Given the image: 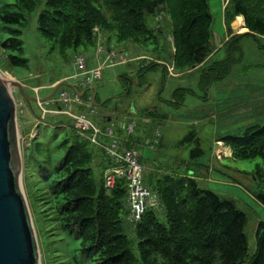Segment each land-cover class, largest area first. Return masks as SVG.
I'll use <instances>...</instances> for the list:
<instances>
[{
	"label": "rangeland",
	"instance_id": "1",
	"mask_svg": "<svg viewBox=\"0 0 264 264\" xmlns=\"http://www.w3.org/2000/svg\"><path fill=\"white\" fill-rule=\"evenodd\" d=\"M207 2L212 16L214 51L203 64L195 68H176L173 75L168 72V67H173V27L165 11L157 16L146 15V24L154 31L155 38L144 44L118 42L109 34L101 33L104 47L120 51L125 62L113 67L105 62L101 79L91 85L96 89V113L90 118L104 127L103 114L107 112V120L111 118L107 123L119 130L128 122L136 121L131 146L139 153L142 178L149 189L157 177L189 175L196 178L203 189L213 191L244 212L247 254L243 264H249L257 252L258 224L264 221V202L257 197L264 193V165L259 157H232L226 154L224 146H230L229 137L240 136L247 127L264 123V38L245 34L247 30L239 25L238 18L233 25L243 32L227 37L224 19L227 0ZM14 3L15 0H0V12L14 11ZM44 6L45 0H37L35 9L26 13L21 35L24 48L21 57L25 59L22 65L8 63L0 47V77L20 82L29 97L37 98L29 103L16 87H10L16 104L22 158L19 190L32 224L38 264H76L73 259L78 256L79 242L60 238V234L50 228L42 200L35 190L41 188V182H37L36 162L29 159V154L34 147V156L38 151L43 157L48 154L54 166L68 146L85 141L71 127L69 117L44 113L43 109L48 111L57 106L51 103L40 106L43 102L40 99L47 98L63 78L75 74L73 62L77 55L84 56L90 69L101 64L105 56L101 52L98 59L95 44L69 49L62 55L38 29V14ZM7 26L0 20V42L6 37ZM150 63L152 65L146 67ZM78 80L65 81L80 92L86 90ZM62 91L73 90L61 85L46 100L52 101ZM92 94L93 91L87 90L83 100L87 101ZM132 108L138 112L132 113L129 110ZM80 110L86 111L84 107ZM157 131L161 134L159 144L154 149L147 148L146 142L153 141ZM35 141L41 144L33 146ZM97 150L92 169L98 180L101 175L103 178L109 164L104 158L107 165L103 167L102 152ZM159 208L160 204L157 210ZM124 226L129 234L127 220ZM134 252L137 254L135 248Z\"/></svg>",
	"mask_w": 264,
	"mask_h": 264
},
{
	"label": "trees",
	"instance_id": "2",
	"mask_svg": "<svg viewBox=\"0 0 264 264\" xmlns=\"http://www.w3.org/2000/svg\"><path fill=\"white\" fill-rule=\"evenodd\" d=\"M36 4L37 0H15L14 11L0 12V20L8 25L0 47L11 65L25 61L21 57L22 29L26 13ZM162 11L173 27V68L203 64L214 51L207 0H166L165 10L155 0H45L38 14V29L62 55L69 49L94 45L95 27L118 42L144 44L155 38L146 15L157 16ZM224 11L229 35L232 22L242 16L245 34L264 38V0H227ZM229 140L232 157H259L264 165V123L251 125ZM38 141L33 146L40 145ZM92 147L77 141L54 166L48 154L43 157L38 151L34 156V147L31 157L27 155L36 162L41 188L35 190L50 228L60 238L79 242L78 256L73 259L76 264H243L247 218L232 202L203 189L193 176L157 177L150 190L157 193L161 209L149 207L140 221L132 224L126 180L117 178L114 186L106 189L102 175L98 180L94 175L97 149ZM257 197L264 202V193ZM256 235L257 252L249 264H264V221L259 222Z\"/></svg>",
	"mask_w": 264,
	"mask_h": 264
},
{
	"label": "built area",
	"instance_id": "3",
	"mask_svg": "<svg viewBox=\"0 0 264 264\" xmlns=\"http://www.w3.org/2000/svg\"><path fill=\"white\" fill-rule=\"evenodd\" d=\"M95 48L98 59L103 52L105 59L98 66L90 69L84 56L77 55L74 58L75 74L63 78L64 80L79 79V84L87 88L101 79V71L105 66H115L117 63L125 62L120 51L104 47L101 31L94 28ZM142 57H139L141 59ZM168 71L173 75V67H168ZM39 101V100H38ZM51 103L52 110H44L52 116L66 115L71 120V127L77 134L90 145L103 153V157L108 161L109 166L103 173V185L106 189H111L117 178H124L127 185L126 205L129 211L128 219L130 223L136 224L140 221L143 213L149 207L158 208L160 201L157 193L150 190L142 178L143 167L139 162V153L134 146H131L132 134H134L136 121L132 120L123 126V133H118L115 127L106 125L99 126L90 116L96 113V106L89 96L84 101L82 96L72 91H62L55 99L43 101L41 105ZM77 107V109H76ZM84 107L86 111H81ZM75 108V109H74ZM44 116H42L43 118ZM160 133L154 134L153 141H147L146 147L154 149L159 142ZM160 209V208H159Z\"/></svg>",
	"mask_w": 264,
	"mask_h": 264
},
{
	"label": "water",
	"instance_id": "4",
	"mask_svg": "<svg viewBox=\"0 0 264 264\" xmlns=\"http://www.w3.org/2000/svg\"><path fill=\"white\" fill-rule=\"evenodd\" d=\"M155 1L162 10L166 9V0ZM61 85L69 86L81 96L84 94V91L80 92L76 86L62 80L47 98L40 100L52 97ZM10 87H16L29 103L37 100L26 94L24 85L20 82L0 77V264H38L32 224L19 190L22 158L15 120L16 104ZM88 89L93 91L94 103L96 89Z\"/></svg>",
	"mask_w": 264,
	"mask_h": 264
},
{
	"label": "crops",
	"instance_id": "5",
	"mask_svg": "<svg viewBox=\"0 0 264 264\" xmlns=\"http://www.w3.org/2000/svg\"><path fill=\"white\" fill-rule=\"evenodd\" d=\"M237 18H241V22L239 21V25L242 27V28H244V21H243V18H242V16H238V17H236L235 18V20L237 19ZM235 20L232 22V24H231V28H232V33H239V32H243V31H240V28H239V26H234L233 25V23L235 22ZM229 36H231V35H229L228 34V36L227 37H229ZM170 74V73H169ZM102 76V75H101ZM94 85V84H93ZM91 87H93V86H89V88H91ZM87 90H90V89H88V88H86V90H84V94H85V92L87 91ZM92 91V90H91ZM83 94V95H84ZM93 95V94H92ZM135 110H136V108H134ZM133 108L132 109H129L130 111H132V113H135V112H138V111H135ZM131 113V114H132ZM104 116H106V117H104ZM108 116V114H107V112H105L104 114H103V118H104V120L106 121V125H109L107 122H109V121H111V118H110V120H107V117ZM148 117V116H147ZM115 127V126H114ZM115 130H116V132H118V133H122L123 132V130H119L118 129V127L116 128L115 127ZM133 140H135L134 138H133ZM225 148V152H226V154H230V155H232V149H231V147L229 148L228 146H224ZM101 154V157H102V153H100ZM101 162H102V164H103V167L105 168L106 166L105 165H107V161L106 160H104L103 158L101 159Z\"/></svg>",
	"mask_w": 264,
	"mask_h": 264
},
{
	"label": "bare ground",
	"instance_id": "6",
	"mask_svg": "<svg viewBox=\"0 0 264 264\" xmlns=\"http://www.w3.org/2000/svg\"><path fill=\"white\" fill-rule=\"evenodd\" d=\"M239 19V21L241 22V18H238Z\"/></svg>",
	"mask_w": 264,
	"mask_h": 264
},
{
	"label": "clouds",
	"instance_id": "7",
	"mask_svg": "<svg viewBox=\"0 0 264 264\" xmlns=\"http://www.w3.org/2000/svg\"><path fill=\"white\" fill-rule=\"evenodd\" d=\"M170 67V66H169ZM173 70H174V68H173ZM89 88V87H88Z\"/></svg>",
	"mask_w": 264,
	"mask_h": 264
}]
</instances>
